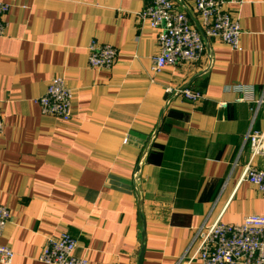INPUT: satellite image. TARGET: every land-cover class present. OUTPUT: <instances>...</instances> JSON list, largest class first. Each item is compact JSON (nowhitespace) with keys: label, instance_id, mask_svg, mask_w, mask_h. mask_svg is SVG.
<instances>
[{"label":"crops","instance_id":"crops-1","mask_svg":"<svg viewBox=\"0 0 264 264\" xmlns=\"http://www.w3.org/2000/svg\"><path fill=\"white\" fill-rule=\"evenodd\" d=\"M0 2V204L10 211L0 246L13 251L10 264H44L43 244L64 231L88 264H138L140 254V264H175L205 220L264 215V195L236 186L246 135L264 123V0L228 7L237 49L206 38L199 63L158 73L144 0ZM104 44L117 50L114 64L90 67L89 47ZM55 76L73 94L68 122L37 103Z\"/></svg>","mask_w":264,"mask_h":264},{"label":"built area","instance_id":"built-area-1","mask_svg":"<svg viewBox=\"0 0 264 264\" xmlns=\"http://www.w3.org/2000/svg\"><path fill=\"white\" fill-rule=\"evenodd\" d=\"M140 18L151 29L157 30L159 53L153 57L151 71L158 73L166 67L185 63L195 65L204 58L206 38L220 41L237 49L242 34L237 15L229 12V6L238 7L243 0H192L190 9L178 10L175 0H144ZM8 6L0 2V37L3 34L2 17ZM117 57V50L108 44L88 49L89 66L96 69L110 68ZM243 93L247 88L235 87ZM167 94L179 95L191 103L200 102L203 96L189 88H166ZM248 98H240V101ZM73 100L65 79L55 76L49 80L45 93L37 99L41 112L60 121L70 120ZM226 108V102H218ZM3 121L0 115V135ZM249 157L241 170L236 186L248 181L264 195V168L257 161L264 158V123L259 129L250 130L245 138ZM10 220V211L0 204V235ZM77 241L64 231L50 238L42 246L39 260L44 264H88L76 255ZM13 251L0 246V264H10ZM264 264V215L245 216L239 223L224 224L221 214L214 220L202 222L193 230L191 239L175 264Z\"/></svg>","mask_w":264,"mask_h":264},{"label":"water","instance_id":"water-1","mask_svg":"<svg viewBox=\"0 0 264 264\" xmlns=\"http://www.w3.org/2000/svg\"><path fill=\"white\" fill-rule=\"evenodd\" d=\"M141 257H142V255L140 254V256H139V260H138V264H140Z\"/></svg>","mask_w":264,"mask_h":264}]
</instances>
